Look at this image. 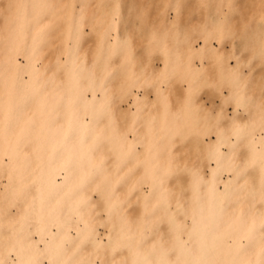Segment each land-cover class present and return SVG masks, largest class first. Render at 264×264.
<instances>
[{"label": "bare ground", "instance_id": "bare-ground-1", "mask_svg": "<svg viewBox=\"0 0 264 264\" xmlns=\"http://www.w3.org/2000/svg\"><path fill=\"white\" fill-rule=\"evenodd\" d=\"M127 1L9 17L0 264H264V0Z\"/></svg>", "mask_w": 264, "mask_h": 264}, {"label": "rangeland", "instance_id": "rangeland-1", "mask_svg": "<svg viewBox=\"0 0 264 264\" xmlns=\"http://www.w3.org/2000/svg\"><path fill=\"white\" fill-rule=\"evenodd\" d=\"M47 1L52 3L55 6V8L63 9L62 13L60 14L61 16L65 17L67 15V13H68V11H67V9H68V1L69 0H47ZM143 2L146 3V0L143 1ZM140 3H142V0H141ZM157 3L152 5V7L150 8V11L146 15H144V17H140V18H138L136 20L137 26H140V25L146 24L147 22L153 21V19H155V17H156V14L165 9L163 6H160L163 3H161V2L160 3L157 2ZM147 5H148V3L146 4V7H147ZM17 6H18V0H0V36L2 38L8 37L7 31H4V30H5V27L7 25L9 26V23H10L9 17L12 14H15ZM126 6H128V4L125 3V6L123 4V6H122L123 7V11H125V9L127 8ZM149 7H147V8H149ZM114 8H115L114 5L106 6V7L102 8L101 11L104 12V11H107L108 9H114ZM165 11L168 12V14H169L168 17L172 18V15H173L172 10H165ZM186 15H189V14L186 13V11H185V14H183V16H182L183 20L182 19L181 20L182 21H184L186 19H187V21L190 20L189 23H190L191 27L193 25H197V23L200 21V19H198V17H196V16L192 18L191 16L188 17ZM250 15H252V14H250ZM115 17L117 18V15H115ZM184 17H186V19ZM237 27H239V29H240L239 25H236V29H237ZM151 28L153 29V27H151ZM86 29H87V31H89L88 26L86 27ZM236 33H237V31L234 30L233 34H234L235 37L237 36ZM56 36L59 37L60 33H57ZM145 37H146V34L144 32L137 34L136 42L140 43L141 42L140 40L145 38ZM201 44H202V39H200V38L196 42H194V45L196 46V48H198ZM214 44H215V46H218V43L216 41H214ZM226 45L229 48L230 44L227 43ZM155 47L156 46H154L153 49ZM136 52L139 53L140 52V48H136ZM194 60H197V59L195 58ZM141 61H143V59L141 60V58H137V60L135 62L136 63H141ZM228 61L230 63V66H232V67L235 66V58L229 56L228 57ZM156 63L159 64V62H157V61H156ZM203 95L204 94H202V97L205 98V96H203ZM231 110L232 109L229 107V112H231Z\"/></svg>", "mask_w": 264, "mask_h": 264}]
</instances>
